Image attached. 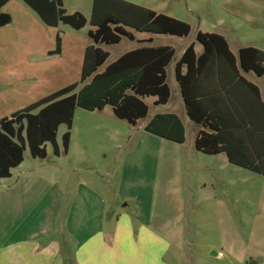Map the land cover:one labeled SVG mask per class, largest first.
<instances>
[{"label":"crops","instance_id":"crops-1","mask_svg":"<svg viewBox=\"0 0 264 264\" xmlns=\"http://www.w3.org/2000/svg\"><path fill=\"white\" fill-rule=\"evenodd\" d=\"M61 1L67 14L81 13L88 20L90 19L93 0H89V4H91L89 18L80 10L79 0H76L77 8H74L72 12H68L64 0ZM124 1L183 21L190 26L191 32L194 21L184 18V15L193 14L198 17L199 21H202V9L205 4L216 8V0ZM10 2L0 10V13ZM27 7L32 10L29 6ZM25 11L28 13L27 10ZM217 11L218 15L220 11L230 17V19L218 20V24L221 26L226 24L231 32L237 33L240 31L242 33H240L241 41L235 42V51L232 49L228 36L218 34L226 39L235 57L238 56L239 50L244 47H254L264 52V0H223L218 2ZM212 13L215 14L214 9H212ZM28 14L33 23V32L37 36L39 33L41 35L38 36L39 39L44 38L46 28L50 29L49 33L52 34L55 49L56 37L60 34L62 48L60 54L56 56L61 57L66 47L64 34L60 30L63 24L58 27H50L40 19L35 11ZM87 26L90 27L89 30L93 29L89 24ZM138 34L158 36V34L150 33ZM153 42V38L150 37L143 42H138L136 48L124 54L143 47H170L174 49L168 45L156 46L153 45ZM92 43L82 50V65L86 48L92 45L97 46L93 41ZM8 44L10 42L0 39V119L10 117L13 113L44 98L38 96V92L44 87V69L34 59L19 61L18 63L12 62L8 57L9 51L6 49ZM191 45L195 46L198 55L203 52V47L199 42L198 45L195 43L188 45L178 58H176L174 49L175 56L169 66L173 63L176 70L177 62ZM53 51L48 50V55L55 56L50 55V52ZM106 66L107 64L102 67L103 70ZM240 75L258 88L259 100L264 105V78H258L252 73L246 74L243 71H240ZM247 75L255 76L258 81L248 79ZM216 83L217 76L214 75L212 85ZM178 91L180 99L176 103L177 110L181 111V115L185 116L189 122L199 126L194 140V148L198 152L196 154H203L196 149V138L199 132L205 129L188 117L179 84ZM144 101L149 105V108L151 104L154 107H160L169 103L156 106L155 97H147ZM254 102L258 106L256 100ZM80 110L77 109L75 112L67 153H64L61 145L57 143L59 154L54 155L53 147L47 145V157L45 159H34L30 155L31 161L26 164L27 155L25 152L24 162L11 171V177L0 179V264H128L126 257H133L131 263L136 264V252L139 253L151 247L155 248L154 264H156L157 256L163 254L164 248L160 247L158 249L159 238L157 239L156 235L148 229V223L145 222V225L137 233L133 227V225H136V143L130 154L131 161L127 164L120 158V162L118 153H121L124 148L123 134L115 129H109V122L103 118L104 113L109 114L107 109L102 111ZM111 114L116 118L112 109ZM157 114H174L178 116L174 112H156L150 116L143 130L147 134L145 136H149L145 138H148L147 140L150 143L153 142L158 145L155 150H159V146L173 148L172 145H165L166 143L163 142L186 144V129L185 142L182 144L160 138L145 130V127ZM149 115L150 110L147 117ZM180 117L178 116L181 120ZM257 118L259 125H264V113L262 111H260ZM137 126L132 127L136 128ZM133 139L131 137L129 142ZM109 147L111 148L109 149ZM107 150L117 152L112 165L108 163ZM94 151L102 153L107 164L97 161L94 163ZM203 155L214 158L224 156V162L231 164L226 153L214 156ZM151 156V159H155L156 153H152ZM86 170H90L92 173L82 175L81 173ZM105 177L119 179L120 185L113 193L102 183L101 180H105ZM117 199L123 201L122 207L124 209L129 208V201L133 200L135 203V216L133 219L122 213L114 217V220L108 221V208L117 202ZM214 253H217L216 256L221 259L226 258L225 252ZM232 255L234 258H238L240 262L242 261L241 255ZM160 264L165 263L160 261Z\"/></svg>","mask_w":264,"mask_h":264},{"label":"trees","instance_id":"trees-1","mask_svg":"<svg viewBox=\"0 0 264 264\" xmlns=\"http://www.w3.org/2000/svg\"><path fill=\"white\" fill-rule=\"evenodd\" d=\"M8 2L0 0V10ZM23 2L50 27L63 24L79 31L89 24L93 29L88 36L97 46L86 48L78 82L0 119V179L11 177V171L24 162L27 150L32 158L43 160L47 145H51L58 155L57 136L62 125L67 126L62 138V150L67 153L77 109L102 111L110 107L117 119L137 126L149 114L145 98L155 97L156 106L169 102L166 68L174 59V49L139 48L99 72L110 58L100 45H117L124 38L133 41L131 31L177 37L191 32L183 21L124 0H93L89 20L81 13L67 14L61 0ZM197 41L203 52L198 55L195 46H189L175 70L188 117L205 129L197 135L196 149L212 156L226 153L231 164L264 176V125L260 126L257 118L260 111L264 113V105L258 88L240 75L243 71L264 78V52L244 47L235 57L226 39L216 33L198 32ZM61 48L58 34L50 55L60 54ZM214 75L218 84L212 85ZM145 130L166 140L185 142L184 125L174 114H157Z\"/></svg>","mask_w":264,"mask_h":264},{"label":"rangeland","instance_id":"rangeland-1","mask_svg":"<svg viewBox=\"0 0 264 264\" xmlns=\"http://www.w3.org/2000/svg\"><path fill=\"white\" fill-rule=\"evenodd\" d=\"M222 1L216 0V8L205 4L202 9V21L193 14L184 15V18L194 21L192 32L186 38L151 36L133 32L134 41L124 38L117 45L101 46L110 54L106 64H111L125 52L136 48L138 42L150 37L153 38V45L173 47L178 58L191 43L198 45L196 36L200 30L228 36L235 51V42L241 41V32H231L226 24L221 26L217 23L223 18L230 19L220 11L218 15L217 4ZM64 2L68 12L77 8L76 0H64ZM79 8L89 18L91 12L89 0H79ZM212 9L215 10V14L212 13ZM25 10L33 13L22 0H11L2 10L0 15H9L12 21L0 27V39L10 42L6 49L12 62L34 59L44 69V87L38 92V96L46 97L80 80L82 50L92 43L88 36L90 27L75 31L69 26L62 25L60 30L64 34L66 46L64 54L61 57L49 56L48 50H55L50 29L46 28L44 38L39 39L38 36L41 35L39 33L37 36L33 32V23ZM102 71L103 68L99 70ZM167 76V83L172 92L170 102L160 107L151 104L149 117L140 120L136 128L114 118L110 107L104 108L109 113L103 115V118L109 122V129H115L123 134L124 148L118 153L120 162V158L127 164L131 161L130 154L136 143L134 231L136 229L137 233L146 222L148 229L157 239L159 238V248H157H164V252L157 256L156 264H160V261L165 264H263L264 176L226 164L224 156L214 158L196 154L198 152L194 148V140L199 126L189 122L181 115V111L177 110L176 103L180 96L173 63L167 68ZM247 78L258 81L255 76L247 75ZM156 112H174L181 116L186 129V144L163 142L166 143L165 145H172L173 148L159 146V150H155L158 145L150 143L148 138H145L149 136H145L147 134L143 128L150 116ZM66 131V125L59 128L57 143L61 148ZM131 137L134 139L129 142ZM106 152L108 163L112 165L117 152L115 150ZM154 152L156 157L151 159V154ZM26 155V164H28L31 161L29 150L26 151ZM93 157L94 163L97 161L107 164L102 153L94 151ZM85 173L92 172L86 170L81 174ZM101 181L112 193L120 185L117 178L105 177V180ZM123 204L121 199H117V202L109 206L108 221L114 220V217L122 213L127 214L131 219L134 218L133 200L129 201V208L124 209ZM213 252H225L226 258L214 256ZM232 254L241 255L242 261L234 258ZM154 257L153 247L136 252V264H154ZM132 258L126 257L128 264L132 262Z\"/></svg>","mask_w":264,"mask_h":264},{"label":"water","instance_id":"water-1","mask_svg":"<svg viewBox=\"0 0 264 264\" xmlns=\"http://www.w3.org/2000/svg\"><path fill=\"white\" fill-rule=\"evenodd\" d=\"M11 22V18L9 15L1 14L0 15V27H3ZM214 256H216L217 253H212Z\"/></svg>","mask_w":264,"mask_h":264}]
</instances>
